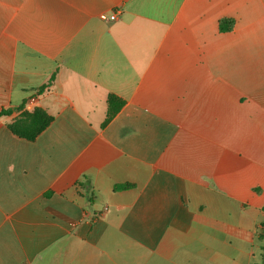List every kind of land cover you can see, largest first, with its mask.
Here are the masks:
<instances>
[{
	"label": "crops",
	"instance_id": "1",
	"mask_svg": "<svg viewBox=\"0 0 264 264\" xmlns=\"http://www.w3.org/2000/svg\"><path fill=\"white\" fill-rule=\"evenodd\" d=\"M2 110L0 264L260 263L264 0H0Z\"/></svg>",
	"mask_w": 264,
	"mask_h": 264
},
{
	"label": "trees",
	"instance_id": "2",
	"mask_svg": "<svg viewBox=\"0 0 264 264\" xmlns=\"http://www.w3.org/2000/svg\"><path fill=\"white\" fill-rule=\"evenodd\" d=\"M218 28L220 32L230 31L232 28V22L228 20H222L219 23ZM106 104L107 112L103 124L109 122L117 114V112L124 105V101L113 94H109L107 96ZM8 114H10V111H0V117L6 116ZM51 120V116L47 115L44 111L40 109H36L32 113L22 114L20 119L9 124L8 128L13 134L22 137L26 140L33 141L48 126ZM127 187V184L117 185L114 187V190H122ZM256 241L258 243H261L259 264H264V222L261 223V231L257 235Z\"/></svg>",
	"mask_w": 264,
	"mask_h": 264
},
{
	"label": "built area",
	"instance_id": "3",
	"mask_svg": "<svg viewBox=\"0 0 264 264\" xmlns=\"http://www.w3.org/2000/svg\"><path fill=\"white\" fill-rule=\"evenodd\" d=\"M121 11L119 9H116L115 11L111 12L108 16L101 15L100 18L102 20H107V21H115L118 16L120 15Z\"/></svg>",
	"mask_w": 264,
	"mask_h": 264
}]
</instances>
